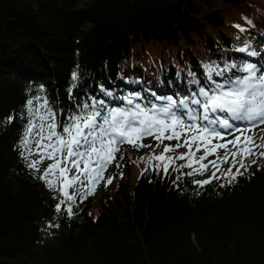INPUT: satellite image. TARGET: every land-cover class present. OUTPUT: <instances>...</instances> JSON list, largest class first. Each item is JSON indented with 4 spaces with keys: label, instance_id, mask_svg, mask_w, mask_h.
<instances>
[{
    "label": "trees",
    "instance_id": "trees-1",
    "mask_svg": "<svg viewBox=\"0 0 264 264\" xmlns=\"http://www.w3.org/2000/svg\"><path fill=\"white\" fill-rule=\"evenodd\" d=\"M246 63L264 66V0H0V264H264V158L231 184L199 188L210 173L170 169L132 186V163L152 150L125 143L112 182L68 216L23 144L29 100L57 122L91 98L179 103L209 69Z\"/></svg>",
    "mask_w": 264,
    "mask_h": 264
},
{
    "label": "snow or ice",
    "instance_id": "snow-or-ice-1",
    "mask_svg": "<svg viewBox=\"0 0 264 264\" xmlns=\"http://www.w3.org/2000/svg\"><path fill=\"white\" fill-rule=\"evenodd\" d=\"M213 72L219 80L213 79ZM72 79H77L75 72ZM195 83L197 91L179 103L172 97H156L166 100L157 106L152 101L137 103L139 97L125 96L127 107H110L104 99L91 98V103H78L75 111L64 113L61 122L50 109L41 114L47 100L35 111L29 100V115L34 119L29 121L23 144L29 156L35 154L39 159L31 160L28 166L39 171L45 159L52 161L40 178L60 194L55 211L72 216L77 196L83 200L93 194L125 143L137 150H152L144 171L167 175L171 169L189 177L210 173L203 180L192 181L199 188L221 178L231 184L248 170L245 161L255 164L258 158H264V66L246 63L239 68L232 64L223 70L209 69L206 81ZM7 119L10 123L13 117ZM148 137L157 142L155 147L143 143ZM165 140L176 143L165 144ZM181 148L187 151L181 153ZM210 156L214 159L209 160ZM224 164L229 167L222 169ZM185 168L187 172L182 171ZM112 179L108 177L106 183Z\"/></svg>",
    "mask_w": 264,
    "mask_h": 264
},
{
    "label": "rangeland",
    "instance_id": "rangeland-1",
    "mask_svg": "<svg viewBox=\"0 0 264 264\" xmlns=\"http://www.w3.org/2000/svg\"><path fill=\"white\" fill-rule=\"evenodd\" d=\"M44 113H46V111H43V113L42 114H44ZM37 123H39V121L37 120L36 121ZM261 128H264V125H262L261 126ZM256 132H257V134H260V129H256ZM232 137H228V139H231ZM32 139H35L34 137L32 138ZM143 143L144 144H150V145H152L153 147H155V145H156V141L154 140V139H152L151 137H148V138H146V139H144L143 140ZM164 143L165 144H172V145H175V143H176V141L175 140H173V141H167V140H165L164 141ZM32 147H33V151H35V147H34V144L32 145ZM179 152H186L187 151V149L186 148H181V149H179L178 150ZM26 152H27V150H26ZM221 154H223V150H221ZM152 155V153H148V154H146L144 157H143V159H137L136 161L134 160V162L132 163V165H131V167H130V174H129V177H127L126 179H127V181H129L130 182V184L132 185V186H134L136 183H137V181H138V178H139V176H140V174L142 173V171L145 169V167L147 166V164H148V159H149V157ZM198 155H199V153H198ZM27 156L29 157V159L30 160H37V159H39V156H37V155H35V154H33V155H28V152H27ZM211 159H214V157H209V160H211ZM52 163V161L51 160H48V159H45L44 160V162L42 163V164H40L39 165V171H35V170H33L35 173H36V175H37V180H39V182H44V180H42L40 177H41V175L43 174V172H44V170L48 167V165L49 164H51ZM178 164L179 163H182V161H178L177 162ZM109 173H110V164H109V166L107 167V169H106V171L104 172V177H105V179L109 176ZM41 174V175H40ZM122 177V175H120V173L117 175V179L114 181V183L115 184H117L118 182H119V180H120V178ZM105 179L104 180H101L99 183H97L96 184V186H95V190L94 191H96V193L97 192H99V191H101V193L102 192H104V191H102L101 190V188H103V187H105L108 183H106L105 185H103V186H101L104 182H105ZM124 179V178H123ZM45 183V182H44ZM101 186V187H100ZM115 191H113L112 193H114ZM111 193V194H112ZM108 195H109V193H107ZM97 198H100V196H98ZM95 200H97V199H95ZM97 204H95V207L93 208V209H91V212L92 213H94V214H96V212H97Z\"/></svg>",
    "mask_w": 264,
    "mask_h": 264
},
{
    "label": "bare ground",
    "instance_id": "bare-ground-1",
    "mask_svg": "<svg viewBox=\"0 0 264 264\" xmlns=\"http://www.w3.org/2000/svg\"><path fill=\"white\" fill-rule=\"evenodd\" d=\"M41 175V174H40ZM81 203H83V202H81ZM84 204V203H83ZM81 206V205H80Z\"/></svg>",
    "mask_w": 264,
    "mask_h": 264
}]
</instances>
